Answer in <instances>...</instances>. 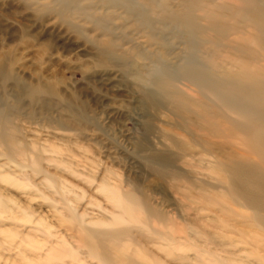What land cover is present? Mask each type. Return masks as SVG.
I'll use <instances>...</instances> for the list:
<instances>
[{
    "label": "bare ground",
    "instance_id": "6f19581e",
    "mask_svg": "<svg viewBox=\"0 0 264 264\" xmlns=\"http://www.w3.org/2000/svg\"><path fill=\"white\" fill-rule=\"evenodd\" d=\"M13 1L20 2L36 17L35 22L43 25L58 17V27L63 25L82 37L87 25L100 31L101 37L92 43L96 51L88 55L82 70L92 71L104 85L107 94L102 107L108 117L126 116L127 106L117 97L138 105L140 113L135 120L144 122L134 152L150 169L149 182L179 187V180H184L189 185L185 187L187 195L219 213L216 223L204 222L212 234L230 240L229 245L240 248L237 252L249 246L263 258L264 0H178L175 8L167 0ZM28 38L23 35L21 39ZM49 57L57 67L67 69L70 64L55 54ZM99 67H121L132 82L122 85L120 74L110 69L97 71ZM14 68L23 69L20 59L0 56V81L7 83ZM31 73L35 82L23 88L30 101L45 96L66 102L57 89L60 84L63 90L68 89L63 77ZM130 91L137 94L135 98ZM18 138L17 128L0 106V154L21 164L26 150ZM37 152L31 144L29 163L37 165ZM182 170L186 176L180 174ZM200 175L207 181L197 182ZM13 179L4 176L11 186H18ZM210 181L220 190L205 183ZM59 184L62 192L69 191L64 180ZM99 186L117 208L107 221L98 224L105 228H91L94 223L84 222L81 214L71 213L69 220L92 259L101 264H154L144 260L138 245L128 252L132 242L120 240L134 228L168 254L179 248L192 250L193 264H210L211 253L205 255L193 244L198 231L190 233V243L186 236H179V229L170 226L166 230L165 217L146 198L141 199L144 216L134 196H118L105 177ZM14 205L12 199L0 197V215L16 213ZM205 235V242L211 244L210 232ZM59 258V252L49 256L50 262Z\"/></svg>",
    "mask_w": 264,
    "mask_h": 264
},
{
    "label": "rangeland",
    "instance_id": "374dc122",
    "mask_svg": "<svg viewBox=\"0 0 264 264\" xmlns=\"http://www.w3.org/2000/svg\"><path fill=\"white\" fill-rule=\"evenodd\" d=\"M167 1L174 8L179 4L178 0ZM58 20L56 17L49 25H43L42 21L35 22L36 17L24 10L20 2L0 0V56L15 57L23 64L22 70H12L7 83L0 81V106L17 128L18 143L26 150V160L21 164L0 154V197L12 199L17 206L16 213L0 215V264H101L88 256L85 247L78 242L81 235L78 237L79 233L69 220L74 213L81 214L84 222L94 223L91 228L95 229L103 227L98 224L117 212L116 206L98 189L104 177L118 196H134V203L144 216L147 215L141 199L146 198L149 205L165 217L166 230H170V226L179 229V236H186L190 243L193 242L190 233L198 231L193 244L205 251V255L211 253L210 264H264V257L251 247L244 246L237 252L240 248L229 245L230 240L212 234L213 230L204 222L216 223L219 213L210 211V206L187 195L185 187L189 185L184 180H179V187H160L149 182L152 173L141 155L134 152L144 122L143 119L135 120L140 113L138 105L125 101L126 97H117L127 106L126 116L108 117L107 110L102 107L103 95L107 94L104 85L96 81L92 71L84 73L82 70L88 55L96 51L92 43L101 37L100 31L87 25L82 37L63 25L58 27ZM23 35L30 38L21 39ZM49 54L66 58L70 62L67 69L63 65L55 66ZM97 69H110L120 74L122 85L132 82L131 77H125L121 67ZM31 72L63 77L68 89L63 90L61 84L57 89L66 102L45 96L30 101L23 88L35 82ZM132 91L129 95L135 98L137 94ZM31 144L40 154L37 165L29 163L27 152ZM181 154L179 151V157ZM183 171L180 174L186 176ZM4 176L15 178L18 186H11ZM197 177V182L207 181L201 175ZM61 180L65 181L68 192L59 189ZM205 183L220 190L214 181ZM8 204L11 206L10 202ZM208 232L212 237L211 244L205 242ZM119 238L132 242L128 252L138 245L145 261L194 263L192 250L179 248L174 254H168L161 247L150 244L139 229L133 228ZM56 252L60 253V258L50 262L49 256ZM138 263L145 264L144 261Z\"/></svg>",
    "mask_w": 264,
    "mask_h": 264
}]
</instances>
